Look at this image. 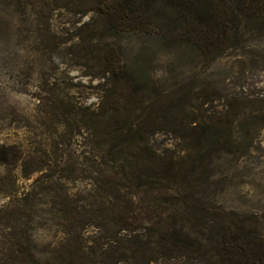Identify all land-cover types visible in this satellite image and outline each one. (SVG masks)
Wrapping results in <instances>:
<instances>
[{
  "label": "trees",
  "instance_id": "16d2710c",
  "mask_svg": "<svg viewBox=\"0 0 264 264\" xmlns=\"http://www.w3.org/2000/svg\"><path fill=\"white\" fill-rule=\"evenodd\" d=\"M26 3L38 20L59 7L93 12L103 31L157 35L170 47L199 55H218L232 44L235 11L256 22L264 18V0ZM69 55L59 63L84 59L82 65L101 72L106 84L93 107L70 102L58 87H43V108L67 133L53 141L49 153L32 156L15 145L0 147V162L9 172L17 165L24 175L40 172L28 190L0 206V264H39L32 232L44 212L62 235L46 264H262L264 236L255 224L203 193L222 121L192 125L195 117L186 105L173 111L145 97L112 46L80 41ZM157 133L173 135L177 151L152 147L149 137ZM74 180H86L92 190L69 191L67 183ZM88 228H94L92 235L85 233Z\"/></svg>",
  "mask_w": 264,
  "mask_h": 264
},
{
  "label": "rangeland",
  "instance_id": "374dc122",
  "mask_svg": "<svg viewBox=\"0 0 264 264\" xmlns=\"http://www.w3.org/2000/svg\"><path fill=\"white\" fill-rule=\"evenodd\" d=\"M32 7L26 0H0V147L15 145L35 156L49 153L60 135L67 137L66 128L43 108L42 89L58 87L70 102L95 106L106 84L101 72L82 65L84 59L59 62L80 41L94 48L112 46L145 97L173 111L186 105L195 117L192 125L222 121L220 143L205 168V199L245 216L264 236V18L256 22L235 11L238 18L228 36L232 44L218 55H199L188 47H170L157 35L103 31L93 12L59 7L38 20ZM149 142L156 150L178 149L168 133L154 134ZM39 174L24 175L21 165L9 172L0 162V206L13 193L28 190ZM67 187L80 194L92 190L86 180ZM93 229L85 233L92 235ZM61 236L51 215L41 213L32 232L39 264L50 260L49 250Z\"/></svg>",
  "mask_w": 264,
  "mask_h": 264
}]
</instances>
